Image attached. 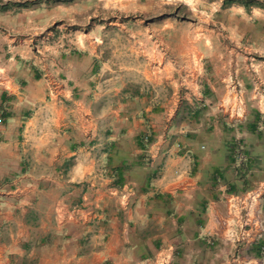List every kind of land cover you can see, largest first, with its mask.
Listing matches in <instances>:
<instances>
[{"label":"crops","instance_id":"0c3cea01","mask_svg":"<svg viewBox=\"0 0 264 264\" xmlns=\"http://www.w3.org/2000/svg\"><path fill=\"white\" fill-rule=\"evenodd\" d=\"M26 1L0 0V264L261 262L264 238L242 237L241 221L264 225V65L252 57L245 74L226 52L204 77L199 53L174 43L132 95L97 45L30 61L54 22L44 4L2 9ZM115 1L75 0L66 16L82 28ZM255 13L219 11L232 50L264 48Z\"/></svg>","mask_w":264,"mask_h":264},{"label":"rangeland","instance_id":"374dc122","mask_svg":"<svg viewBox=\"0 0 264 264\" xmlns=\"http://www.w3.org/2000/svg\"><path fill=\"white\" fill-rule=\"evenodd\" d=\"M228 1L231 0H116L113 8L98 12L101 19L85 18L81 22L83 27L79 28L74 17H69L72 18L73 21H71L66 16L70 12L69 9H71V13H74L75 0H49V2L40 0L32 7L44 4L42 8H46V15L53 17L54 24L45 26L42 31H38V39L43 42L38 45V48H34L35 51L28 49L30 55L37 56V58H30V61L39 65L38 62L41 60V63H50L52 67L55 60L60 58L59 54L62 50L77 47L80 45V41L89 50H93L97 45L103 58L109 61L110 66L115 69L114 71L119 72L122 69L128 71L129 74L123 76V81L132 95L136 94V87L140 85L138 82L142 75L140 71L147 60L151 61L154 58L153 53L161 50L159 52L164 54L167 59L175 60L169 50V47H173L174 43H179L180 53L185 51L188 54L190 52L193 53L192 56L195 52L199 53L198 61L203 68L204 77H209V73L215 75L217 72L215 65H218L221 55L222 59H225L226 52L228 60L235 59L236 55H239L237 58L243 60L245 64V74H255L247 71L246 66L251 63L250 58L252 57L255 59L254 63L264 65V48L232 50L231 38H226L225 34L220 35L219 33L221 21L219 11L231 4ZM256 1L264 3V0ZM17 8L25 9L20 6ZM252 8L256 11L255 15L264 20V10L256 7L250 9ZM32 15L35 14L28 13L25 18L30 19ZM163 27H167L165 31ZM255 31V34L261 38L257 45L264 47V25L260 24ZM226 36L233 35L228 32ZM219 40L229 43L227 50L213 45L210 48L209 42L214 43ZM144 51L147 53L146 57L142 54ZM11 54H15V52ZM44 57L48 59L44 60ZM184 58V60H189L186 59V56ZM176 60L181 62L178 58ZM7 66L10 65L7 64ZM211 66L212 69H210ZM105 71L107 74L113 75L107 68ZM262 73L264 74V71ZM53 75V78L57 79L58 76L55 72ZM120 76L122 75L116 76L115 79ZM243 89L248 88L243 86ZM167 92L169 91L166 90L164 93L167 94ZM236 151V154L238 151L240 152L239 145ZM13 180H9V184H12Z\"/></svg>","mask_w":264,"mask_h":264},{"label":"built area","instance_id":"2783aa9c","mask_svg":"<svg viewBox=\"0 0 264 264\" xmlns=\"http://www.w3.org/2000/svg\"><path fill=\"white\" fill-rule=\"evenodd\" d=\"M242 156L237 155V160H241ZM241 235L242 237H250L252 238L253 242H257L259 240H262L264 238V225L261 221L257 220L254 224L251 223V221H243L241 222ZM261 262L257 264H263L264 262V246L261 249ZM153 264H171L170 257L166 256H159L155 260H153Z\"/></svg>","mask_w":264,"mask_h":264},{"label":"trees","instance_id":"16d2710c","mask_svg":"<svg viewBox=\"0 0 264 264\" xmlns=\"http://www.w3.org/2000/svg\"><path fill=\"white\" fill-rule=\"evenodd\" d=\"M40 0H34V1H26L24 3H8L6 5H3L2 9H6L8 5L12 6H20L23 8H28L29 6L31 7L32 5L38 3ZM228 3H238L241 6L245 8V10H249L251 7H256V8H261L264 10V3L256 1V0H231L228 1ZM149 139L147 136H144L143 139H141V144L144 147L146 143H149ZM238 154H236L237 157ZM71 162L66 164V167L70 166Z\"/></svg>","mask_w":264,"mask_h":264}]
</instances>
